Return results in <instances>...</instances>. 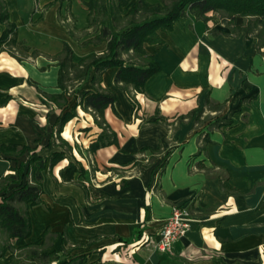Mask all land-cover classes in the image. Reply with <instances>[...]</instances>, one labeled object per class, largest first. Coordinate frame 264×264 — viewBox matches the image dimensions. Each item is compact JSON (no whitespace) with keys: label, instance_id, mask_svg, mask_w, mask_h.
<instances>
[{"label":"crops","instance_id":"1","mask_svg":"<svg viewBox=\"0 0 264 264\" xmlns=\"http://www.w3.org/2000/svg\"><path fill=\"white\" fill-rule=\"evenodd\" d=\"M3 1L27 52L18 60L0 43V143L25 145L43 157L65 150L61 161L43 170L41 202L28 209L26 243L43 241L44 252L64 253L67 260L80 256L82 264H264V48L258 50L250 35H211L208 26L229 32L216 14L209 13L208 23L191 14L180 17L171 30L160 31L162 44L144 45L160 69L135 95L136 111L114 84L117 68L102 74L101 85L116 93L104 116L119 147L89 152L100 128L77 106L59 134L70 146L66 149L55 133L63 110L43 103L40 91L59 92L58 66L46 54L58 52L64 41L75 60L102 49L103 44L79 45L94 35L86 18L88 0ZM59 17L71 20L74 37ZM4 28L0 22V31ZM33 50L39 54L30 56ZM75 86L65 110L90 82ZM206 98L223 103L221 110L207 109ZM198 106L203 115L230 119V124L210 130L208 120L197 122L195 115L178 119ZM154 119L167 125L148 123ZM159 143L160 155L132 165L143 155L142 147ZM28 156V151L1 154L0 176ZM70 160L82 171L65 182L59 171ZM222 181L236 190H224ZM173 206L189 210L191 228L170 250H156L142 238H159ZM47 227L50 233L42 239ZM8 254L0 264L7 263Z\"/></svg>","mask_w":264,"mask_h":264},{"label":"trees","instance_id":"2","mask_svg":"<svg viewBox=\"0 0 264 264\" xmlns=\"http://www.w3.org/2000/svg\"><path fill=\"white\" fill-rule=\"evenodd\" d=\"M84 4L87 9L88 27L94 35L79 42V45L103 44V48L75 60L71 46L64 41L58 52L46 54L55 60L58 66L59 92L50 94L40 91L43 103L51 101L63 110L56 123L55 133L59 143L66 149L70 146L59 134L64 124L76 115L77 106L90 112L94 123L100 128L96 138L88 145L89 152L94 153L108 145L119 147L117 133L104 116L105 109L113 106L116 93L112 88L101 85L102 74L110 67L117 68L114 84L127 95L133 111H136L135 95L144 91L146 80L160 69L159 63L146 51L144 45L162 44L160 31L171 30L180 17L191 14L196 19L208 23L209 13L216 14L229 32L208 26L211 35H250L254 38L258 50L264 48V0H159L155 3L146 0H88ZM59 18L66 26L68 34L74 37L76 30L71 20L67 17ZM239 18L244 19V22L237 23ZM0 22L5 25L0 31V43L8 47L10 54L21 60L26 56L27 49L21 46L16 38V26L9 21L8 9L3 0H0ZM38 54L37 50L30 52V56ZM87 80L90 82V89L81 90L77 99L65 110L72 101L69 97L77 89L75 84ZM205 105L210 111L218 112L223 103H214L206 98ZM203 112L204 109L198 106L179 115L178 119L195 115L194 120L197 122L208 120L210 130L231 122L230 119L224 120L217 115H203ZM141 123L143 124V119ZM148 123L167 125L165 120L158 119ZM208 141L206 134L202 139V150ZM25 151L29 152L27 161L19 163L11 172L0 176V257L9 252L5 264H82L80 256L67 260L64 253L44 252L46 247L43 241L26 243L25 240L31 233L28 209L41 202L43 170L47 164L49 169H52L61 161L65 157V150L43 157L35 149L25 145L0 143V155L20 156ZM139 152L143 155L134 159L132 165H142L156 158L163 152L162 144L159 143L156 147H142ZM164 165L165 161L160 165V171ZM81 171L82 169L70 160L60 169L59 175L63 181L70 182L74 174ZM221 186L226 191L236 190L226 181H222ZM49 233L50 228L47 227L40 237L45 239ZM141 238V235H138L137 240Z\"/></svg>","mask_w":264,"mask_h":264},{"label":"built area","instance_id":"3","mask_svg":"<svg viewBox=\"0 0 264 264\" xmlns=\"http://www.w3.org/2000/svg\"><path fill=\"white\" fill-rule=\"evenodd\" d=\"M192 218L186 207L173 206L170 216L165 220L159 232L157 240L150 239L148 236L142 238L145 243L152 244V247L159 251H168L173 242L186 234L191 228Z\"/></svg>","mask_w":264,"mask_h":264},{"label":"rangeland","instance_id":"4","mask_svg":"<svg viewBox=\"0 0 264 264\" xmlns=\"http://www.w3.org/2000/svg\"><path fill=\"white\" fill-rule=\"evenodd\" d=\"M236 22H238V23H240V22H244V19H241V18H239V19H237L236 20ZM103 48V47H102ZM101 50V49H100ZM100 50H98V51H100ZM195 127H198V126H195ZM202 127V126H201Z\"/></svg>","mask_w":264,"mask_h":264}]
</instances>
